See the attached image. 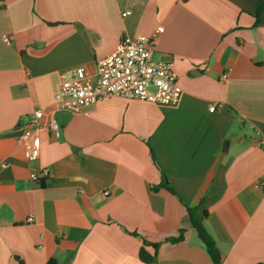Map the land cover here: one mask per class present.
<instances>
[{"label": "crops", "instance_id": "crops-1", "mask_svg": "<svg viewBox=\"0 0 264 264\" xmlns=\"http://www.w3.org/2000/svg\"><path fill=\"white\" fill-rule=\"evenodd\" d=\"M160 26L155 59H173L178 104L56 107L65 73L94 80L123 37ZM39 108L33 163L18 137ZM262 139L264 0H0V264H148L144 241L150 264H214L186 206L222 264H264Z\"/></svg>", "mask_w": 264, "mask_h": 264}, {"label": "built area", "instance_id": "built-area-1", "mask_svg": "<svg viewBox=\"0 0 264 264\" xmlns=\"http://www.w3.org/2000/svg\"><path fill=\"white\" fill-rule=\"evenodd\" d=\"M130 14V11L124 15ZM164 32L160 26L151 36L121 39L116 50L96 63L94 80H86L84 68L65 73L56 96V107L74 114H88V109L107 97H120L126 100H137L148 103L176 105L180 101L183 90L178 84V75L174 70L171 58L156 60L155 51L159 35ZM8 44L11 38L4 35ZM228 74L222 75V80ZM216 110V106L210 108ZM45 117V109L39 108L24 123L20 124L21 134L18 143L23 148L24 156L29 162H37L41 156V139L39 132ZM49 128L56 138L61 135L59 124L55 120L49 122ZM264 147V139L259 142ZM0 166L8 165L0 160ZM48 169L32 171L30 178L41 183L48 178ZM264 185V182L261 184ZM34 221L30 216L28 222Z\"/></svg>", "mask_w": 264, "mask_h": 264}, {"label": "trees", "instance_id": "trees-1", "mask_svg": "<svg viewBox=\"0 0 264 264\" xmlns=\"http://www.w3.org/2000/svg\"><path fill=\"white\" fill-rule=\"evenodd\" d=\"M166 188L171 191L174 192V190L169 187L166 186ZM187 212L189 214L190 217V221L193 225V227L197 230V233L199 235V238L201 239L202 243L205 246V249L207 250L208 254L210 255L212 261L214 264H222L223 262V257L221 254V251L219 250L217 243L215 241V239L213 238V236L209 233L207 227L205 226V223L203 221L197 220L194 217V209L186 206ZM184 229H181L179 232V235L177 237L174 238H170L168 241L171 243H177L179 241L184 240ZM150 245L149 242L144 241L143 246L140 249V259L145 262V263H153V261L155 260V255H151L147 250L146 247ZM155 249H158V245L154 244L153 245ZM51 264H56L54 261L51 262Z\"/></svg>", "mask_w": 264, "mask_h": 264}]
</instances>
